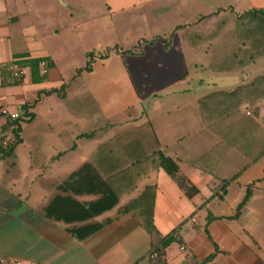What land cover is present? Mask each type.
Instances as JSON below:
<instances>
[{
	"label": "crops",
	"instance_id": "1",
	"mask_svg": "<svg viewBox=\"0 0 264 264\" xmlns=\"http://www.w3.org/2000/svg\"><path fill=\"white\" fill-rule=\"evenodd\" d=\"M222 1L102 0L101 7L91 12L88 8V18L79 23L81 11L75 8L78 2L74 0H0V137L10 122L9 114L20 115L25 104L36 103L44 91L59 89L85 66L71 64L69 47L78 46L86 38L100 42L110 34V24L119 33L127 21L171 14L175 17L173 33L220 9L233 8L242 14L264 8V0ZM95 3L88 2L87 7ZM240 7L245 9L241 11ZM192 12L194 17H188ZM179 33L178 43H186L183 32ZM169 34L155 35L162 39L145 47L141 56H118L129 62L124 74L127 82L112 77V57L98 60L93 72L85 75L86 91L95 97L107 117L134 107L142 116L141 123L150 121L161 149L178 161L189 185L198 192L189 197L163 169L154 170L133 192L122 197L121 205L138 198L147 186L155 187V233L150 234L138 218L126 214L91 236L78 238L66 225L45 215L49 193L41 177L73 174L102 141L81 143L76 126L83 127L84 122L74 119L63 104L69 117L57 115L54 105L60 103L42 95L32 111L57 127L56 133L46 136L44 145L46 158L55 161H50L46 169H32L29 146L23 145L18 151L21 178L11 182L3 181L0 164V260L7 264H150L147 256L151 249L181 226L180 240L164 251L167 264H184L188 257L198 264H264V99L255 106L243 104L229 115L215 114L211 119L204 118L199 105L200 99L232 92L264 71L255 74L249 67L231 73L214 72L208 69V55L209 64H195L193 68L217 75L212 81L217 85L208 91L202 88V81L199 87L192 86L190 75L184 74V46L172 43L166 47L163 37ZM149 51L155 54L149 56ZM165 53L167 56H162ZM30 60L50 62L48 77L41 75L40 67L43 79L34 81L27 66ZM162 63L179 65L175 76L168 79L178 89L169 91L167 99L160 102L163 96L159 91L165 86L148 92L145 88L150 73L158 72ZM17 69L26 70L23 80L14 79ZM117 98L126 103L115 107ZM164 101L172 104L166 107ZM111 137L112 133L103 141ZM69 143H75L77 149L64 158ZM254 183L251 196L238 213ZM192 217L197 224H190Z\"/></svg>",
	"mask_w": 264,
	"mask_h": 264
},
{
	"label": "trees",
	"instance_id": "2",
	"mask_svg": "<svg viewBox=\"0 0 264 264\" xmlns=\"http://www.w3.org/2000/svg\"><path fill=\"white\" fill-rule=\"evenodd\" d=\"M179 32H183V39L193 53L211 57L208 69L214 72L241 71L264 60V8L242 14L233 8L220 9L201 17L194 24L178 27L163 38L166 47L171 46L173 35ZM160 39L161 36L143 38L128 50L113 46L101 52H88L85 66L72 79L59 89L40 93L36 103L25 104L18 119L10 120L0 137V164L3 165L5 182L21 178L18 151L23 145L29 146L32 169H46L50 161H55L46 158L44 145L46 136L56 133L57 127L50 119L32 111L42 95L53 97L74 119L84 122L83 127L76 126L81 143L102 141L93 156L73 174L58 178L41 177V184L49 193L45 215L66 225L80 239L93 235L104 225L126 214L138 218L150 234L155 233V187L147 186L138 198L121 205L122 197L133 192L140 181L154 170L163 169L189 197L198 192L189 185L178 161L161 149L150 121L141 123L142 116L134 107L107 117L95 97L86 91L85 75L93 72L98 60H107L114 55L141 56L145 47L156 45ZM27 66L34 81H42L40 60H30ZM263 99L264 73L232 92L208 95L200 99L199 105L204 118L211 119L215 114L229 115L243 104L255 106ZM111 133L113 137L103 141ZM76 149L75 143H69L68 152L62 157L68 158ZM254 186L255 183L249 186L238 213L251 196ZM114 210L113 217L104 218ZM180 231L181 226L151 249L160 254V264H167L164 251L172 242L178 241ZM184 264L198 263L188 257Z\"/></svg>",
	"mask_w": 264,
	"mask_h": 264
},
{
	"label": "rangeland",
	"instance_id": "3",
	"mask_svg": "<svg viewBox=\"0 0 264 264\" xmlns=\"http://www.w3.org/2000/svg\"><path fill=\"white\" fill-rule=\"evenodd\" d=\"M78 2V5L75 6V8H77V10L80 12L81 14L79 15V23H83L82 21H84L86 18H88V11L87 9L89 8V11L91 12V9L94 8V10L98 9L101 7V1L102 0H74ZM91 1H95L96 3H100V6H95L93 5H88L89 7H87L88 2ZM222 1V0H221ZM225 2V1H224ZM75 3V2H74ZM221 5L223 4V1L220 3ZM94 6V7H92ZM241 11L245 8H241ZM201 12L205 13V9L200 10ZM198 12V11H197ZM195 13L192 12L190 14V16L188 17H194ZM173 15H162V16H158L154 19L153 18H147V19H143L140 21H136V22H130L128 23V21L126 22L127 24H123V29L122 31H120L119 33H115V31L112 28V25L110 24V34H106L105 38H102V40L100 42H96L93 39H89L86 38L85 41L79 42L78 46L74 45L69 47L70 51H71V64L73 65H79V66H84L86 63V58H85V52H101L104 51V49L107 48H111L115 45H119L120 47H122L124 50H128L131 49L133 47H135V45L137 44V41H139L141 38H152L155 35L158 34H165V33H172L173 31V21L175 19V17H172ZM189 18V19H190ZM188 21V20H187ZM124 23V21H123ZM178 23V22H177ZM109 24V23H108ZM107 25V23H106ZM108 27V25H107ZM164 38V37H163ZM181 34L180 33H175L174 34V38L172 39V43L174 44H183V48H184V63L183 66L185 67V71L184 74L187 75V73L190 75L189 79L192 80V86H198V82L202 81L204 84V86L202 88H206V90L208 91L209 89L213 88V84L217 83H212L213 80L216 79L217 75H214L212 72H208V73H204L203 71H198L195 70L193 67V65H202V64H209L210 63V57L208 55H196L195 53H193V51L191 50L190 46L186 43H183V41H181ZM164 42V41H163ZM180 46L178 45V50L181 51V48H179ZM67 50V49H66ZM156 50V49H155ZM158 50V49H157ZM68 51V50H67ZM66 51V52H67ZM162 51V50H161ZM157 52V51H156ZM163 53V51H162ZM155 54V52L149 51L148 55L151 56ZM159 53L157 52V55ZM162 56L166 57L167 53L163 54ZM161 61H163V59H161ZM166 61V58H165ZM162 63L161 67L158 68V72H151L149 77L150 79L148 80L147 87L145 89L146 92L150 91L153 87H160V86H165L164 89L160 90V94H162L163 97H160V102H163L161 100H166L169 94V91L178 89V86H172L168 83V79L171 78L172 76L174 77L176 72L178 71V67L179 65L177 63ZM180 64V63H179ZM129 65L128 61H123L120 57L114 55L112 56V61L110 62V72L112 77H116L118 76L119 79L121 80H126L124 74H125V68ZM181 65V64H180ZM264 60H261L260 62H258L257 64H255L254 66H252L249 70L254 71L255 74L257 73H263L264 70ZM182 69H179V72H181ZM248 71V70H247ZM122 74V75H121ZM217 74V73H215ZM99 78V77H97ZM88 82V80H87ZM127 82V80L125 81ZM89 83V82H88ZM124 81L120 82V87H122ZM188 86H190L189 82L187 83ZM156 88H153V90ZM168 93V94H167ZM130 98V96H128V99ZM121 100V102H120ZM151 102V99H149V103ZM122 103L124 105V103H126L125 100L123 99H116V103L114 104L115 107H118L119 104ZM165 106L167 107L168 105H171L172 103L166 102L164 101ZM54 107L56 108V112L57 115H63L65 114V117H69L65 107H63V105L61 104H57L54 105ZM120 107V106H119ZM122 107V106H121ZM68 114V115H67ZM23 158V157H22ZM23 160V159H22ZM24 162V160H23Z\"/></svg>",
	"mask_w": 264,
	"mask_h": 264
},
{
	"label": "built area",
	"instance_id": "4",
	"mask_svg": "<svg viewBox=\"0 0 264 264\" xmlns=\"http://www.w3.org/2000/svg\"><path fill=\"white\" fill-rule=\"evenodd\" d=\"M40 67H41V75L43 77H48L50 69H51L50 62H48L47 60H43L40 64ZM25 76H26V70L24 69H17L14 71V74H13V77L16 81L23 80ZM5 114H7V112H5ZM18 117H19L18 114H9L10 120H17ZM190 224H197V220L195 218L191 219ZM177 237H178V240H180V233L179 235H177ZM181 248L183 251L185 250L184 245H182ZM159 258H160V254L157 251H150L147 256V259L150 262V264H160L158 262ZM0 264H7V262L5 260H0Z\"/></svg>",
	"mask_w": 264,
	"mask_h": 264
}]
</instances>
